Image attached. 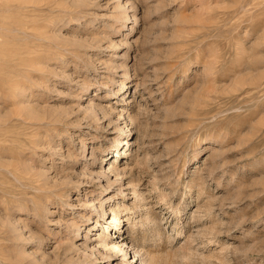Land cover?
I'll use <instances>...</instances> for the list:
<instances>
[{
  "label": "rangeland",
  "instance_id": "1",
  "mask_svg": "<svg viewBox=\"0 0 264 264\" xmlns=\"http://www.w3.org/2000/svg\"><path fill=\"white\" fill-rule=\"evenodd\" d=\"M141 260L264 264V0H0V264Z\"/></svg>",
  "mask_w": 264,
  "mask_h": 264
},
{
  "label": "bare ground",
  "instance_id": "2",
  "mask_svg": "<svg viewBox=\"0 0 264 264\" xmlns=\"http://www.w3.org/2000/svg\"><path fill=\"white\" fill-rule=\"evenodd\" d=\"M94 95V94H93ZM91 102V101H90ZM90 105H89V108H90V110L94 107L91 103H89ZM120 151V150H119ZM118 150H116L115 152L117 153V152H119ZM126 152H128V151H125V155H126ZM124 155V154H123ZM105 156H103V158H104ZM124 157V156H123ZM119 170V167L118 166H110V172L111 173H114L115 175H116V177H118L119 175L117 174V171ZM95 178H100V176L99 175H96L95 176ZM101 180V179H100ZM87 181V180H86ZM107 181V180H106ZM81 183H84L85 182V180H81L80 181ZM108 183H109V179H108V181H107V185H108ZM113 183V182H112ZM112 185V184H111ZM75 189H79L80 190V186H77ZM121 194H126L125 193V190H123L122 192H121ZM86 195V194H85ZM114 197L115 196H110L109 198L107 197L104 201H109V202H111V201H113V199H114ZM93 202V201H92ZM101 202V201H100ZM89 203V202H88ZM105 204V203H104ZM126 206V205H125ZM114 207V205H112L111 206V216L109 217V218H111V221H108L109 223H110V225L111 224H115V225H118V224H121V223H125V221H129V215L130 214H126V215H124V216H121V214H120V210L119 211H117L115 208H113ZM94 208H96V209H98V210H102V208H103V203H101L100 205H96ZM102 216V215H101ZM102 219H105V217L104 216H102ZM101 219V220H102ZM98 220V219H97ZM101 220H99V221H97V223L96 224H98L99 222H102ZM96 224L94 225V229H95V226H96ZM105 227V229L107 230V232H109V227H106V226H104ZM81 228V227H80ZM74 229V228H73ZM121 227H119V233H117L116 235V238L118 239V240H116V241H109V240H107L106 239V237L104 236V235H98L99 236V238H95L96 240H98V244H96V246H98V249H99V251L100 252H106V254H108L109 252L111 253V251L113 252V253H118V252H123L124 250H125V247L123 248V245L125 244V243H122L123 242V236H122V234H121ZM79 231V230H78ZM83 245H84V249H85V251L88 249V247H89V244L88 243H83ZM81 246V245H80ZM137 253V252H136ZM110 254H108V256L107 257H110L109 256ZM127 256V252L125 251V254H124V257H126ZM135 260V259H134ZM138 260V259H137ZM133 262H131V264H132ZM146 263V261H143V260H141L140 262H139V264H145ZM123 264H124V262H123Z\"/></svg>",
  "mask_w": 264,
  "mask_h": 264
}]
</instances>
